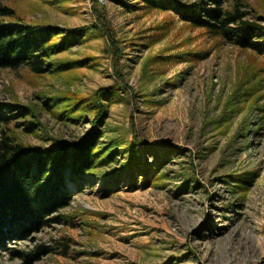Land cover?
<instances>
[{
	"label": "rangeland",
	"instance_id": "obj_1",
	"mask_svg": "<svg viewBox=\"0 0 264 264\" xmlns=\"http://www.w3.org/2000/svg\"><path fill=\"white\" fill-rule=\"evenodd\" d=\"M6 1L23 17L9 24L74 30L93 20L91 0ZM102 2L122 40L125 77L136 92L125 88L112 95L100 138L112 159L80 184L67 182L79 189L63 211L67 220L18 245L72 239L68 250L61 246L32 264H264V87L258 83L264 76L249 79L255 65L264 66V56L228 42L216 45L173 11L140 0ZM56 58L88 63L57 74L30 77L19 68L0 76V101L37 105L43 125L38 133H21L29 143L50 145L60 138L74 144L92 129L94 112L61 119L44 110L42 101L65 90L92 98L116 83L108 40L94 28ZM253 84L259 90L246 96ZM152 141L160 143L162 164L157 167L153 152L143 151L142 160L153 167L144 173L134 163L133 180L122 170L131 147ZM105 181L112 187L107 196ZM2 260L22 264L9 253Z\"/></svg>",
	"mask_w": 264,
	"mask_h": 264
},
{
	"label": "trees",
	"instance_id": "obj_2",
	"mask_svg": "<svg viewBox=\"0 0 264 264\" xmlns=\"http://www.w3.org/2000/svg\"><path fill=\"white\" fill-rule=\"evenodd\" d=\"M93 20L91 25L74 30L59 27L39 28L19 23L9 24L8 19H23L20 12L6 0H0V76L5 69L26 70L30 77L63 71L88 63L85 60H60L56 58L83 38L91 28L108 40V51L112 57V68L116 83L94 91L92 98H86L79 92L65 90L62 94L42 101L41 107L61 119L64 116L78 118L82 111L94 112L92 129L80 136L74 144L60 138H54L50 145L33 144L25 141L21 133H38L43 125L37 105L7 103L0 101V264L5 254L10 258L19 257L22 264L39 261L48 254L64 246H71L72 239H53L51 243L38 242L33 248H21L18 244L32 236L38 230L52 223L66 221L70 215L63 211L71 203L78 188L70 189L67 182L73 180L80 184L97 169L107 165L112 159L108 148H102L100 138L104 134L102 123L107 115L108 104L113 94H120L128 88L135 90L126 80L125 67L121 62L124 55L122 40L108 16L102 0H91ZM148 8L173 11L191 27H201L216 45L228 42L242 50L264 56V2L253 0H140ZM193 54V53H191ZM197 55V54H196ZM134 57H130V60ZM253 67V63H250ZM264 76V66L256 65L250 80ZM248 75V74H247ZM254 76V78H252ZM258 83L264 87L262 81ZM253 84L244 90L246 96H254L259 90ZM93 100V104L89 102ZM264 113V106H261ZM255 126L260 128L257 120ZM133 137L138 141L139 128L134 115L130 118ZM139 141L136 143L138 145ZM157 141L146 142L143 147H131L132 157L123 171L135 180L134 163L142 164L147 173L152 164L148 158L142 160L143 151H152L153 162L161 166L163 154ZM173 149H179L172 146ZM102 177L106 173H100ZM115 175V174H113ZM242 181L241 177H233ZM147 183V177L144 181ZM103 187L109 195L112 187L105 181ZM140 264H154L141 262ZM157 264V263H156ZM159 264H167L166 262Z\"/></svg>",
	"mask_w": 264,
	"mask_h": 264
}]
</instances>
